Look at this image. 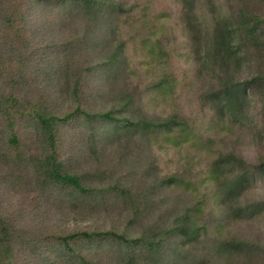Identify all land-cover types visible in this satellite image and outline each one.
<instances>
[{
	"label": "trees",
	"instance_id": "1",
	"mask_svg": "<svg viewBox=\"0 0 264 264\" xmlns=\"http://www.w3.org/2000/svg\"><path fill=\"white\" fill-rule=\"evenodd\" d=\"M136 1L0 0V264L264 256V239L230 230L264 220V0H178L199 106L190 116L155 112L180 39L173 27L142 39L148 6ZM74 26L78 37L62 39ZM136 42L157 62L145 84L127 51ZM199 114L207 131L245 129L253 159L202 138ZM168 136L174 147L201 140L202 173L184 153V167L161 174L148 150ZM112 204L125 211L118 222L92 220ZM59 211L67 221H50Z\"/></svg>",
	"mask_w": 264,
	"mask_h": 264
},
{
	"label": "rangeland",
	"instance_id": "2",
	"mask_svg": "<svg viewBox=\"0 0 264 264\" xmlns=\"http://www.w3.org/2000/svg\"><path fill=\"white\" fill-rule=\"evenodd\" d=\"M137 3H142L148 6L145 17V24L141 25V36L142 39L151 40L154 37H158L160 35L165 34V31L168 27H173V33L177 37L176 42L177 49L173 55V57L165 62V67L169 72V78L171 80V86L165 87L164 97L157 98L153 100L155 105V112L159 114H165L170 110L176 109L179 112L185 115H193L195 112L199 113L198 100L195 96L193 90V78L190 60L188 57V37L183 31V26L180 22V4L178 0H137ZM32 19L39 20L37 15H32ZM136 26V24H133ZM48 26V40L54 41L56 40L53 36V32L55 28ZM80 27L74 26L71 28H64L62 31V39H72L77 38L80 34ZM172 32V30H171ZM138 40V39H137ZM172 40V37L169 36V41ZM57 41V40H56ZM145 46H150V42L144 40ZM152 43V42H151ZM128 54L130 60L133 62V66L138 68L136 79L140 81V83L145 84L148 81L147 75L145 73L146 68H150L153 70L154 66H156V61L151 62L142 52V47L137 45V42L134 46H129ZM135 53H141V57L135 60ZM94 52L89 54L87 58L92 57ZM136 61V62H135ZM133 72L136 71L133 69L131 73L127 71L128 77L131 78ZM125 79V77H124ZM147 80V81H146ZM124 81V80H123ZM113 87V86H112ZM114 88V87H113ZM88 92V91H87ZM200 123H203L201 131L203 132V137L207 136L217 137L218 142L222 145L227 144L228 146H233L237 150H239L245 157L249 159H253L254 157V149L251 141L250 135L247 133L245 129H240L238 127H227L223 130L217 128L211 131H207V120L206 118H201L200 114L197 115ZM194 117V116H193ZM196 136L199 135L198 129H196ZM167 142L160 141L157 143L154 148V154L151 150L149 159L152 156L156 159V163H158V168L161 174H167L172 170H176L177 168L185 166L184 153H188L190 156L189 165L192 168L193 174L202 173L206 164V152L201 149L202 146L200 144V139H198V143L195 142H183L180 139L176 147V139H173L172 136H168ZM191 140V136H190ZM223 140V141H222ZM224 142V143H222ZM117 157V154L111 151V157ZM145 155V154H144ZM148 159V156L145 155ZM148 159V160H149ZM123 214H125L124 209L121 204L118 205H110L104 211H100L93 215V221L96 222L100 220L101 223L106 225V222L114 221L118 222L120 218H122ZM68 216L62 214V211L56 212L55 215L49 218L50 221L56 220V222L61 223L66 222ZM210 221L213 222L212 218ZM48 222V221H47ZM231 231L241 232V234H245L248 236H259L262 240L264 239V220L260 222H253L247 224L235 225L230 228ZM255 264H264V256L256 255Z\"/></svg>",
	"mask_w": 264,
	"mask_h": 264
}]
</instances>
